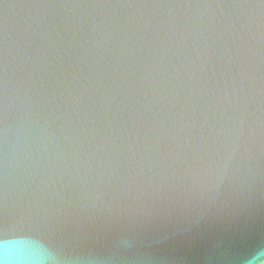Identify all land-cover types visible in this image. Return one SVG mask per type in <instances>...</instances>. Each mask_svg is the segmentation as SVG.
Returning a JSON list of instances; mask_svg holds the SVG:
<instances>
[{
	"label": "water",
	"instance_id": "95a60500",
	"mask_svg": "<svg viewBox=\"0 0 264 264\" xmlns=\"http://www.w3.org/2000/svg\"><path fill=\"white\" fill-rule=\"evenodd\" d=\"M0 264H264V0H0Z\"/></svg>",
	"mask_w": 264,
	"mask_h": 264
}]
</instances>
